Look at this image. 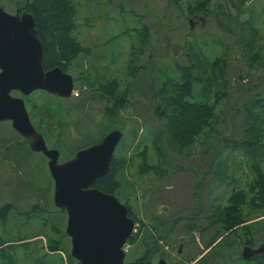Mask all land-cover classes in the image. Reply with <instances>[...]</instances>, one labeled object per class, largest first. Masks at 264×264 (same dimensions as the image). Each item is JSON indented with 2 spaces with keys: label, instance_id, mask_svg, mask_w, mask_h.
<instances>
[{
  "label": "rangeland",
  "instance_id": "1",
  "mask_svg": "<svg viewBox=\"0 0 264 264\" xmlns=\"http://www.w3.org/2000/svg\"><path fill=\"white\" fill-rule=\"evenodd\" d=\"M28 1L0 0V6L15 14L17 6L23 8ZM75 1L77 36L84 47L83 54L69 71L75 90L68 98L45 91L47 95L40 89L33 91L29 103L25 100L30 118L39 122L42 114L39 104L50 98L54 116L49 121L44 119L39 130L47 133L45 140L50 148L60 144L68 155L87 141L101 139L111 130L121 129L124 136L115 155L129 157L130 166L120 176L123 187L117 197H130L134 215L146 226L144 229L141 225V240L127 247L126 254L130 258L140 255L144 249L142 239H149L145 231L155 225L159 245L154 249H162L170 264H174V259L176 264L180 262L176 255L179 241L187 242L182 256L194 258L204 250V239L219 228V219H208L206 210L225 203L233 190L232 184L224 182H230L228 177L233 171L236 173L238 161L233 162L235 168L228 167L227 171L221 170L220 176H215L214 166L222 159L232 160L230 155L235 153L224 145L258 133L263 124L264 114L259 105L264 106V0H113L111 4L102 0ZM205 37L214 39L216 44L212 47L217 48L215 53L208 49L207 58L200 61L208 77L215 60L222 57L224 61L211 77L214 85L208 101L215 102L213 128L207 126L193 144L179 148L163 133L168 121L166 113L171 110L157 113L161 99L155 96L154 86L162 85L166 79L159 71L161 68L172 73L174 58H187L186 41L202 44ZM149 64L155 68L150 75L146 69ZM111 81L120 85L115 96L103 91V86ZM216 90L225 91L226 96L216 99ZM32 104L38 105V110H33ZM114 104L120 107L113 111L116 116L110 118L106 113ZM252 111L261 114V118L250 115ZM135 134L137 140L133 141ZM156 134L161 136L159 144ZM29 141L14 131L10 120L0 122V208L13 204L8 219L16 222L9 224L8 230L0 225V234L5 238L26 234L27 230L19 227L23 222L22 214L38 211L34 208L38 206L44 210L41 217L50 222V226H46L49 229L43 234L35 232L34 242L19 247L17 264L37 261L76 264V259L69 256L72 244L65 233V214L54 202L55 181L48 158L42 152L30 154ZM220 148L222 152L218 151ZM145 151L149 164L156 166L148 172L143 169L144 157L140 156ZM162 152L166 153V160L159 155ZM240 153L245 158L249 155L244 151ZM238 174L241 169L236 176ZM241 178V182L246 179L243 174ZM199 205L203 206V213L195 218ZM257 214L253 212L246 223L250 234L244 226L229 231L228 237L220 239L221 242L227 240L225 246L217 244L204 250V256L195 264H208L212 254L219 250L224 251L219 257L224 259H219L220 264H254L250 252L247 257L244 254L264 248V216ZM14 217L19 219L14 220ZM2 219L0 217V221ZM40 225H44L42 221L35 222V226ZM165 227L166 233L159 236L158 231L162 233ZM10 228L14 231L10 232ZM57 229L60 231L56 232ZM207 231L209 234L205 233ZM47 234L53 238L63 237L66 249L50 251ZM56 253L59 256H55Z\"/></svg>",
  "mask_w": 264,
  "mask_h": 264
},
{
  "label": "trees",
  "instance_id": "2",
  "mask_svg": "<svg viewBox=\"0 0 264 264\" xmlns=\"http://www.w3.org/2000/svg\"><path fill=\"white\" fill-rule=\"evenodd\" d=\"M102 2L111 4L113 0H102ZM76 5L77 2L75 0H29L26 3L27 10L34 15L37 35L44 45L43 61L44 67L46 69L61 67L64 71L69 73L73 64H75L74 61L78 59V57L84 52V47L77 36ZM19 6L20 5H18V7ZM202 6H204V4H202ZM253 32L256 31L253 30ZM204 39L205 40L202 44H191V42L186 41V46H188L187 58L180 59L177 57L174 58L173 61L172 73L175 75H170L172 73L167 71V68H161L159 71L164 76H166V79L163 81L162 85L156 84L154 86L155 96L161 99L159 107L156 110L157 113L161 114L162 110H171V113H166L168 118L166 123L167 128L165 127L166 130L164 128L163 133H167L170 136V141L174 145L176 143L179 148H184L187 145L193 144L195 142V138H197L204 131V129L207 128V126L210 125L211 128H213V104H215V102L211 104L210 101H208L211 89L214 85L211 83V77L215 75L216 67L222 64L221 61L223 60L222 57L215 60L213 65L215 67H212L213 69L210 70V75L208 77V71L204 69L203 65L201 64L202 62L200 61L207 58L206 53L208 49H211V53H215L217 52V48L212 47V45L216 44V42L213 41L214 39L212 40V38L208 39L206 37ZM195 47L197 48L196 50ZM242 53L245 55L246 51H243ZM257 60H259V58ZM146 69H149V75L155 70L153 64H149ZM204 75H206V78H204ZM103 88V91H105L106 94L115 96V93L119 90L120 85H118L117 81H111L106 83ZM42 92L47 94L45 91ZM200 93L201 97L199 96ZM214 96L217 99L221 96H226V93L225 91L223 93H219V91L216 90ZM30 97L31 96L25 98L28 101ZM43 100L45 102L39 104V109L42 108V114L39 118V122L37 120V122L33 121L35 127L38 130L40 128L41 122H43L44 119L49 121V119L54 116L52 107L53 102L51 103L50 98ZM60 107H62V105H60ZM119 107V105L114 104V107L111 108V110L108 108L106 115L110 118H114L117 113H114L113 111H118ZM31 108L33 110H38V105L36 106L32 104ZM259 109L260 112L264 114V106L259 105ZM177 114H180V117H176ZM250 115L254 117L259 116L261 118V114L253 111L250 113ZM173 116L174 118H172ZM34 117L36 119V116ZM261 122H263V124L259 126L258 133L247 138H240L238 141L234 140L232 143L230 142L225 144L224 147H228V150H231L232 153L235 152L239 154L237 156H233L235 154L234 153L230 155L232 160H227L229 158L222 159L214 166V168H216L215 176H220L222 174L221 170L225 169L227 171L228 167L235 168L236 164L239 166V168L237 166L236 173L233 171V173H231L232 175L229 174L231 175V177H228V180H230L229 183H227V181L224 182L226 184H232L231 188L233 187V190L227 197L226 202L219 204L216 208L215 206H211L206 210L208 219L210 217L219 219V228L217 231L212 236L209 235L208 238L204 239L206 248L217 244L219 246L221 244L225 246L227 244V240H225V242H221L219 238L222 236V238L228 237L229 235L225 234L229 231L235 230V228H238L239 226H244L246 232L250 234V232H248V230H250V226L246 223L249 221L248 219L250 216L253 215V212H257L258 214L264 216V118H262ZM39 132L42 133L44 137L47 136L45 131L39 130ZM134 136L135 137L133 141L137 140V135L135 134ZM156 136H158V134H156ZM101 139L99 138L92 140L89 143H87V141L83 145L77 147L74 150L75 152L70 155H68L66 151H63V147L60 146V144L53 146V148L55 147L60 149L59 151L61 152V157L64 158L62 161H65L73 158L79 149L98 143L101 141ZM155 139L158 142L157 144H159L161 136H158ZM158 148L161 149L160 146H158ZM218 151H221V148ZM240 151H244L245 153L247 152L249 155H246L245 158L244 154L240 153ZM29 153L32 155L36 154L31 150ZM159 155H161L163 159L166 160L165 152H162L161 154L159 153ZM140 156L144 157L143 169H145L146 172L150 171L151 168H156V166L149 164L146 151L141 152ZM236 161H238V163L233 165V162ZM239 163L241 164L239 165ZM128 166H130L129 157L127 158V156L115 155L108 173L95 181L94 186L103 192L112 193L116 196L120 195L123 187L120 182V176ZM239 169H241V174L236 176ZM242 174L246 177L244 182H241ZM118 198H121L120 200L128 205L130 216L138 223V231L130 238L129 241L131 244H134L141 238L140 236L143 232V229L141 231V225L144 226V229L146 226L141 219L134 215L130 204V197L125 199L124 197L118 196ZM12 206L14 205L7 203L4 207L0 208V217L3 218L2 221H0V225L1 227L4 225V230H8L6 228L9 226V224H16V222H13L12 220L9 221L8 219V212L12 210ZM34 208H38V211L25 212L22 214L23 222L19 227L27 230L26 234L18 235L16 237L10 236L9 238H5L2 234H0V264H17L16 257L20 253L19 247H27L30 245V242H34L35 239L33 238H35V232L42 233L48 231L49 228L46 226H50V222L41 217V214L44 212V210L38 206H35ZM198 209L199 210L196 211L195 218H198L203 213L202 209L204 208L203 206L199 205ZM216 211H218V213ZM193 215H195V213ZM13 219L17 220L19 218L14 217ZM38 220L42 221L44 225L35 226V222ZM65 221L66 215L64 218V225ZM154 226L155 225H150V227H147L145 231L149 238L148 243L144 244V246L147 248L152 247L153 244L157 246L156 230ZM29 230L31 232H29ZM50 230L53 231L52 228H50ZM9 231L13 232L14 229L10 228ZM59 231L60 229L56 230V232ZM205 233L209 234L208 231ZM143 240L145 241L146 239ZM251 240L252 239L249 241ZM47 248L52 252L66 249L64 246L63 237L53 238V236L51 237L50 234H47ZM54 255L59 256L57 253ZM69 256L71 259H73L71 255ZM18 260L22 261V259ZM34 264H40V261H37Z\"/></svg>",
  "mask_w": 264,
  "mask_h": 264
},
{
  "label": "water",
  "instance_id": "3",
  "mask_svg": "<svg viewBox=\"0 0 264 264\" xmlns=\"http://www.w3.org/2000/svg\"><path fill=\"white\" fill-rule=\"evenodd\" d=\"M20 9L13 14L0 6V121L11 120L21 135L31 139V148L48 157L55 181L54 201L68 213L66 232L76 264H124V246L136 222L126 204L94 186L108 173L124 133L115 129L72 159L59 161V150L47 146L31 121L24 98L13 96L12 91L28 96L40 89L68 98L75 89L74 78L61 67L44 69L43 44L34 15L30 11L19 13ZM157 264L167 261L161 259Z\"/></svg>",
  "mask_w": 264,
  "mask_h": 264
},
{
  "label": "flooded vegetation",
  "instance_id": "4",
  "mask_svg": "<svg viewBox=\"0 0 264 264\" xmlns=\"http://www.w3.org/2000/svg\"><path fill=\"white\" fill-rule=\"evenodd\" d=\"M18 7V6H17ZM18 8H20V6L18 7ZM18 8H17V12H18ZM22 10H20L19 11V13H21L22 11H25V10H27V8H26V6L25 7H23V8H21ZM16 12V13H17ZM43 57H44V45H43ZM43 66H44V61H43ZM44 69L45 70H49V69H46L45 67H44ZM13 92H16L19 96H21V97H23L24 99H25V97H27L26 95H24L22 92H20V91H18V90H14V91H12V95L13 96H17V95H14V93ZM57 96V95H56ZM7 121H9V120H6L5 122H7ZM0 122H2V121H0ZM13 126V125H12ZM14 128V127H13ZM14 131H16L15 130V128H14ZM11 136L12 137H14L15 135L14 134H12L11 133ZM25 139H27V138H25ZM29 142H30V147H31V139H27ZM17 142H18V140H16ZM8 153V152H7ZM8 157V156H7ZM165 224V223H164ZM161 229H163V228H161ZM192 231V230H191ZM166 233V227L164 228V230L162 231V233H160V231H158V234H159V236H163L164 234ZM167 234H168V232H167ZM158 236V237H159ZM168 241V240H167ZM180 243L178 244L179 246H178V248H177V253H176V255H177V257H178V261H180L179 262V264H184V263H187V264H192V263H194V262H197V260L199 259V257L201 256V257H203L204 255H203V252H202V254L200 255H198V256H196V257H194L193 258V260H191L190 262H189V260L191 259V258H189V257H184V256H182L183 255V251L182 252H180L179 253V249L181 248L182 249V247L184 248L185 246H186V243L187 242H185V241H179ZM132 245H134V244H131V243H129L128 244V247H130V246H132ZM213 246H215V245H212L211 247H213ZM161 247V246H160ZM211 247H209V248H211ZM264 247V246H263ZM209 248H205L204 250H207V249H209ZM249 252H250V260H251V262L253 263L254 262V264H264V248L262 249V247H259V250H256V251H253V252H251V251H245V254H244V256L245 257H247L248 255H249ZM170 253V252H169ZM169 255V254H168ZM222 255H224V251H216L214 254H212V256H211V258H210V260H209V262H208V264H220V262H218L219 261V259H221V258H219V257H221ZM200 257V258H201ZM161 259H165L166 261L169 259L168 257H167V254H165V252H162V249H160V250H158V248H147V247H145L142 251H141V254L140 255H138V256H134V257H132V258H130V257H128V255L126 254L125 255V259H124V264H128V263H130V262H137V263H147V262H150V263H152V264H157ZM229 259V258H228ZM153 260H157L156 262H154ZM221 260H224V259H221ZM167 263L168 264H170L168 261H167ZM174 264H176L177 262L175 261V259H174V262H173ZM221 264H223V263H221Z\"/></svg>",
  "mask_w": 264,
  "mask_h": 264
},
{
  "label": "bare ground",
  "instance_id": "5",
  "mask_svg": "<svg viewBox=\"0 0 264 264\" xmlns=\"http://www.w3.org/2000/svg\"><path fill=\"white\" fill-rule=\"evenodd\" d=\"M33 134V133H32ZM33 138V136H31Z\"/></svg>",
  "mask_w": 264,
  "mask_h": 264
}]
</instances>
